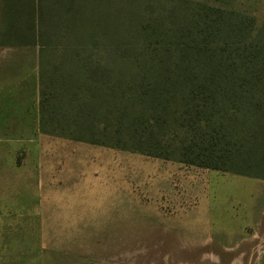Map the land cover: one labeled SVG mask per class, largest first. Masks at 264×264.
Wrapping results in <instances>:
<instances>
[{
  "label": "trees",
  "instance_id": "trees-1",
  "mask_svg": "<svg viewBox=\"0 0 264 264\" xmlns=\"http://www.w3.org/2000/svg\"><path fill=\"white\" fill-rule=\"evenodd\" d=\"M253 0H0L38 52L40 130L264 180V12Z\"/></svg>",
  "mask_w": 264,
  "mask_h": 264
},
{
  "label": "rangeland",
  "instance_id": "rangeland-1",
  "mask_svg": "<svg viewBox=\"0 0 264 264\" xmlns=\"http://www.w3.org/2000/svg\"><path fill=\"white\" fill-rule=\"evenodd\" d=\"M253 1L262 16L264 0ZM37 66V50L0 47V124L16 144L30 136L47 146L41 167L55 199L46 237L56 264H264V180L42 135ZM24 116L27 133H16ZM62 202L81 218L73 224L89 216L94 227L53 228Z\"/></svg>",
  "mask_w": 264,
  "mask_h": 264
},
{
  "label": "crops",
  "instance_id": "crops-1",
  "mask_svg": "<svg viewBox=\"0 0 264 264\" xmlns=\"http://www.w3.org/2000/svg\"><path fill=\"white\" fill-rule=\"evenodd\" d=\"M37 89L39 98V70ZM38 101L36 126L42 135L48 136L40 130V99ZM5 107L8 108L6 109L8 110V122H10V118H12L11 106ZM2 117H4L3 114ZM26 119L25 116L16 119L15 126L20 127L16 128V133H27L26 127H29L26 124ZM8 131H12L11 128L1 123L0 264H56L57 259L49 255L46 237L50 227L48 226L49 207L47 205L49 194L52 196L51 200L55 199V195L49 191L48 176L44 169L42 172L41 167L44 166L43 157L47 151V146L46 144L42 146L40 143L33 144L34 140L30 136H22V141L28 142L16 144L18 139L14 135H8ZM29 141L32 144H29ZM64 204L67 209L61 210L59 207L64 206ZM57 205L59 207L56 214H63V216H57L59 220L52 226L53 228L90 229L94 227L89 216L87 220L85 217L82 219V224H73L75 220L81 218L76 217L72 220L73 210L71 206L65 202L57 203ZM54 221L55 218H53L52 223ZM69 222L71 223L69 224ZM89 243L87 242V244Z\"/></svg>",
  "mask_w": 264,
  "mask_h": 264
}]
</instances>
